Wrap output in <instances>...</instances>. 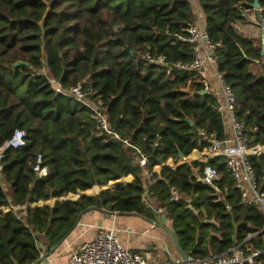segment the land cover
<instances>
[{
	"label": "trees",
	"instance_id": "trees-1",
	"mask_svg": "<svg viewBox=\"0 0 264 264\" xmlns=\"http://www.w3.org/2000/svg\"><path fill=\"white\" fill-rule=\"evenodd\" d=\"M199 1L208 36L216 43L217 69L235 94L242 134L248 144L264 145L261 36L240 35L234 28L254 10L253 0ZM259 4L263 17L264 0ZM190 21L189 0H0V145L16 129L25 133V144L6 149L0 160V207L9 206L0 209V264H33L91 209L154 221L162 208L181 249L193 259L226 254L239 243L264 247L259 233L264 214L255 203L241 202L224 158L162 169V179L141 174L147 165L139 164L136 148L150 168L208 147L201 129L225 136L215 95L199 92L205 87L202 71L176 65L189 62L192 49L172 33ZM145 53L162 55L167 64L149 62ZM18 59L28 65L13 67ZM49 76L65 89L85 79L93 102L106 108L111 128L131 145L97 130L91 109L56 92ZM38 155L47 168L41 177L34 170ZM248 161L258 178L264 176V153L249 155ZM204 165L220 174V199L197 180L195 170ZM129 174L132 180L95 195L12 208L52 202ZM168 183L192 193L189 206L168 198Z\"/></svg>",
	"mask_w": 264,
	"mask_h": 264
},
{
	"label": "built area",
	"instance_id": "built-area-1",
	"mask_svg": "<svg viewBox=\"0 0 264 264\" xmlns=\"http://www.w3.org/2000/svg\"><path fill=\"white\" fill-rule=\"evenodd\" d=\"M173 36L176 39L189 42L192 49V59L189 62H176V65L191 70L194 68L203 69L205 61H208L213 70L214 75L221 87V100L217 99L216 111L223 116V125L227 122L230 135L219 139L215 133L208 132L205 129L200 130V137L202 141L208 143V147L203 149H193L189 154L195 153V156L188 158L189 155L181 158H168L160 165H169L172 168L175 164L187 163L191 161L206 162L210 158L222 157L225 164L236 183L240 192L242 203H255L258 209L264 214V176L258 178L254 173L249 161V155H259L264 153V145L248 144L242 134L243 123L238 120L236 114V99L233 89L223 82L222 73L216 66V43L212 42L208 36L205 24L191 18L190 23L181 31H174ZM143 56L149 61L158 64H167L165 57L162 55H152L145 53ZM50 86L56 92H63L69 94L79 100L82 104L89 107L92 111V119L94 120L96 129L101 133L108 134L112 139L121 140L125 145H131L126 138H121L120 135L114 131L108 121L106 115V108L101 105L100 100L93 102L90 97L92 88L85 84V79L78 81L76 84L65 89L60 82L54 77H48ZM205 87L210 92L209 86L204 79ZM224 116L226 121H224ZM25 133L21 129H16L11 138L4 141L0 145V160L3 157L4 151L8 148H16L25 144ZM140 154L138 160L140 165H147L146 169L141 172L150 176L153 167H148V158L137 149ZM261 152V153H259ZM41 156H37V161L34 166L39 177L47 173V168L40 166ZM153 168V169H152ZM1 170V166H0ZM197 180L213 189V194L217 199H220L222 193L221 188L217 184L220 180L218 170L211 165H204L202 168H196ZM157 178L162 179L161 176ZM1 181V177H0ZM167 182V181H166ZM166 194L169 199L182 201L189 206L192 199L190 191H179L173 185L167 184ZM175 191L177 195L173 193ZM146 191L142 193L141 198L144 200ZM70 194V193H69ZM6 206V202H5ZM230 208V205H227ZM14 210L22 209V206L12 207ZM9 206H6V210ZM161 217H165L162 208L156 210ZM167 220V219H166ZM264 244V228L259 232ZM251 237V235H249ZM44 249V248H43ZM42 249V250H43ZM40 252V256H41ZM67 264H161L150 252L138 253L132 249L125 247L119 241L117 231L114 227L100 229L92 239L83 242L78 247L74 248L68 256ZM164 264H264V247H254L253 243H239L229 250L226 254H221L215 257L204 259H193L188 255V262H184L182 257L177 261Z\"/></svg>",
	"mask_w": 264,
	"mask_h": 264
},
{
	"label": "crops",
	"instance_id": "crops-1",
	"mask_svg": "<svg viewBox=\"0 0 264 264\" xmlns=\"http://www.w3.org/2000/svg\"><path fill=\"white\" fill-rule=\"evenodd\" d=\"M189 2L191 5V18L205 24V16L200 1L189 0ZM253 16H255L256 19L253 18ZM253 22H258L261 29L264 30L263 17L259 20L257 12L255 11V13H253L252 10L247 12L246 21H236L234 23V28L240 35L256 36L257 30L251 25ZM261 22H263V27L260 24ZM201 71L205 76L210 92H212L217 99L221 100V87L215 78L211 64L205 61ZM224 130L225 135L229 136L230 129L227 122H225ZM160 167L161 165L158 164V166L152 170V173L161 176L159 172ZM165 222L166 219L163 217L152 222L135 213L91 209L78 217L75 226L58 246L50 251H46L45 248L41 251L42 255L46 253H49V255L38 264H67L68 256L74 248L92 239L100 229L108 227H114L116 229L119 241L125 247L138 253L150 252L161 264L171 263L180 259L181 256L177 252L172 238L168 233L167 229H170V226Z\"/></svg>",
	"mask_w": 264,
	"mask_h": 264
},
{
	"label": "water",
	"instance_id": "water-1",
	"mask_svg": "<svg viewBox=\"0 0 264 264\" xmlns=\"http://www.w3.org/2000/svg\"><path fill=\"white\" fill-rule=\"evenodd\" d=\"M251 6H252V8H254L255 10H257L258 18H259V20H261V15L258 12L260 10L259 0H253L252 3H251ZM260 24L263 27V22H261ZM260 36H261V52H263L264 51V30L263 29H262V31L260 33ZM20 65H28V62L25 61V60H22V59H18V60L14 61L12 63V66L13 67H17V66H20ZM199 92L200 93H207L209 91H208V89L203 88V89L199 90ZM259 153H261V152H259ZM178 157L181 158V157H183V155L181 153H179L178 154ZM177 165L178 164L173 165L172 168H175ZM165 168H170V166L169 165H161L159 172L161 173V170L162 169H165ZM110 182H108L107 184H105V186H103L101 189H98V187H97V189L94 191L95 194H98L101 190L106 189V188H114L118 183H121L122 181L120 179H118L116 181H113V183H110ZM95 194H91V195H95ZM81 196H88V194H86L84 191L77 190L76 191V194L70 193L66 197L51 198V199H53L52 202H51L50 199L49 200H46V201L40 200V201H37V202H35L33 204L24 205V206H22V209L25 210L27 208H32V207H35V206H43V205L53 206L56 203H63L65 201H67V200H76V199H78ZM170 200H173V199H170ZM151 221L153 222V220H151ZM158 225H160V224H158ZM167 230H168V233L170 234V236L172 238V241H173V243L175 245V248H176L177 252L182 257V259L184 260V262H188V255L181 249V247H180V245H179V243H178V241H177L174 233L170 229H167ZM48 255H49V253L43 254L33 264H38L42 259H44Z\"/></svg>",
	"mask_w": 264,
	"mask_h": 264
},
{
	"label": "rangeland",
	"instance_id": "rangeland-1",
	"mask_svg": "<svg viewBox=\"0 0 264 264\" xmlns=\"http://www.w3.org/2000/svg\"><path fill=\"white\" fill-rule=\"evenodd\" d=\"M252 11H253V13H255V9L252 10ZM253 18L256 19L255 16H253ZM263 19H264V16H263ZM251 25H252L253 28H255V29L257 30L256 37H257V38H260V32L262 31V29H261L260 25L258 24V22H257V23H256V22H253V24H251ZM252 68L255 69V71H258V70L260 69L259 65H256V66L254 65V66H252ZM43 70L45 71V68H44ZM214 81H215V79H214ZM222 119H223V116H222ZM224 121H226V117H225V116H224ZM227 122H228V121H227ZM224 127H225V124H224ZM226 132H227V130H226ZM152 169H153V168H152ZM126 177H127L126 180H124L123 178H121L120 180H121L123 183H126V182L132 180L133 175H132V174H131V175L129 174V176L127 175ZM110 183H113V181H111ZM95 186H98V185H94L91 189L87 190L85 193L88 194V195L95 194V192H94V190H95L94 187H95ZM103 186H105V185H103ZM103 186H98V187H99L98 189H101ZM110 186H111V185H110ZM72 194H76V192H75V193H72ZM68 195H69V194H68ZM68 195H67V196H68ZM63 197H66V196H63ZM6 206H7V204H6ZM6 206H5V203H4V205L1 206L0 209H2L3 207L6 208ZM5 210H6V209H5ZM0 212H1V211H0ZM165 223L168 224L167 221H166Z\"/></svg>",
	"mask_w": 264,
	"mask_h": 264
},
{
	"label": "bare ground",
	"instance_id": "bare-ground-1",
	"mask_svg": "<svg viewBox=\"0 0 264 264\" xmlns=\"http://www.w3.org/2000/svg\"><path fill=\"white\" fill-rule=\"evenodd\" d=\"M173 193L178 196V194L175 191H173Z\"/></svg>",
	"mask_w": 264,
	"mask_h": 264
}]
</instances>
